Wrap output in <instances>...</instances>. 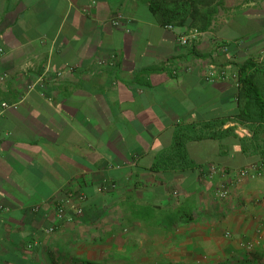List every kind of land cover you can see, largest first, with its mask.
Instances as JSON below:
<instances>
[{
  "label": "crops",
  "instance_id": "obj_1",
  "mask_svg": "<svg viewBox=\"0 0 264 264\" xmlns=\"http://www.w3.org/2000/svg\"><path fill=\"white\" fill-rule=\"evenodd\" d=\"M187 30L150 0H0V264H264V174L235 175L264 131L242 142L236 81L206 79L264 62V0Z\"/></svg>",
  "mask_w": 264,
  "mask_h": 264
},
{
  "label": "trees",
  "instance_id": "obj_2",
  "mask_svg": "<svg viewBox=\"0 0 264 264\" xmlns=\"http://www.w3.org/2000/svg\"><path fill=\"white\" fill-rule=\"evenodd\" d=\"M223 0H150V10L163 25L187 26V29L204 31L210 26ZM236 72L238 111L234 121L245 125L251 139L264 131V62L249 57L234 67ZM228 118L220 120L223 125ZM227 129H232L229 127ZM213 135V134H210ZM258 169L264 174V148L261 151Z\"/></svg>",
  "mask_w": 264,
  "mask_h": 264
},
{
  "label": "built area",
  "instance_id": "obj_3",
  "mask_svg": "<svg viewBox=\"0 0 264 264\" xmlns=\"http://www.w3.org/2000/svg\"><path fill=\"white\" fill-rule=\"evenodd\" d=\"M115 22V21H114ZM168 28H172L173 26L171 24L165 25ZM199 34V31L196 29H188L186 33L181 34L179 36V41L181 44H187L190 40L196 38V36ZM105 60L101 59L99 60V63H104ZM226 78H232L236 81V72L235 71H229L225 68H220L218 70L210 69L208 70L206 74V79L208 81H213L216 79H226ZM237 84V81H236ZM234 132L238 137H249L251 135V131L243 124H240L236 121H234L233 124ZM207 176L211 177L214 174H224V171L221 170L220 167H218L215 164H211L206 168ZM261 171L258 169L257 165L254 163L248 164L244 167L239 168L235 175L237 179L243 178L245 176H255L256 174L260 173ZM228 194V187L224 182H219L217 184V195L220 198L226 197ZM68 205V199H61L59 200L54 208L55 217L58 220H64V219H73L74 214L80 213V209L76 208L74 212H71L69 210ZM48 231L53 230L52 226H49L47 228ZM252 244H247V247L251 248Z\"/></svg>",
  "mask_w": 264,
  "mask_h": 264
}]
</instances>
